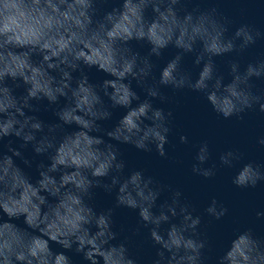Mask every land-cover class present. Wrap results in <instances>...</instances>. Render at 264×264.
<instances>
[{"label": "clouds", "instance_id": "obj_1", "mask_svg": "<svg viewBox=\"0 0 264 264\" xmlns=\"http://www.w3.org/2000/svg\"><path fill=\"white\" fill-rule=\"evenodd\" d=\"M189 2L0 0V143L9 138L7 151H0V264H74L67 253L87 264H141L132 237L143 229L154 250L147 264H208L202 215L179 189L143 170L126 173L119 148L110 142L145 152L154 147L166 156L173 113L153 103L168 99L162 88L199 93L226 120H243L252 110L264 114V89L253 82L264 80V54L243 66L229 60L228 82L215 61L245 53L264 41V31L241 24L229 34L232 22L216 7L202 10L197 3L188 10ZM109 3L113 6L101 14L99 5ZM134 44L147 47V54ZM170 47L177 52L157 78L152 57L159 60ZM188 55L199 69L195 78L183 67ZM86 68L107 78L92 82ZM133 82L144 91L143 99ZM42 108L52 112L54 122L36 115ZM117 108L125 114L106 129L102 122ZM12 137L21 141L19 147L12 146ZM179 140L189 143L186 135ZM256 142L264 148V135ZM29 146L31 160L21 151ZM192 149L194 175L211 179L220 169H236L231 183L237 188L264 182V161L244 162L239 149L221 151L218 160L207 140ZM36 157L47 163L36 164L33 179L14 158L30 168ZM98 188L115 192L114 207L98 209ZM165 192L168 197L158 202ZM118 207L137 212L135 228L116 230ZM204 213L220 220L228 208L213 197ZM255 215L264 219V210ZM21 218L23 226L16 223ZM215 264H264V236L237 229Z\"/></svg>", "mask_w": 264, "mask_h": 264}, {"label": "water", "instance_id": "obj_2", "mask_svg": "<svg viewBox=\"0 0 264 264\" xmlns=\"http://www.w3.org/2000/svg\"><path fill=\"white\" fill-rule=\"evenodd\" d=\"M152 60L157 64L155 75L159 78V69L166 63ZM85 71L92 82H101L107 78L105 73L99 72L95 68H86ZM192 74L195 78L198 73L192 72ZM132 87L141 96V99L145 97L144 91L137 87L135 82ZM161 91L168 99L163 102L156 99L153 101L154 106L163 108L165 111L171 110L173 113L172 131L168 137L169 143L165 145L166 156H160L154 147L151 152H145L131 144L110 142L119 148L121 159L126 163V173L132 170H143L145 175L153 176L159 182L179 189L195 207L197 214L202 215L200 228L202 238H207L209 242L205 253L211 258L208 264H215V258L223 254V251L230 246V241L235 238L237 229L242 231L245 228H251L257 235L264 236V219H257L255 215L256 211L264 210V182L258 183L256 188H237L231 183L236 169L226 168L220 169L217 175L211 179L194 175L191 172L195 154L192 145L207 140L213 160H218L221 151L236 148L245 153L244 162L248 160L264 161V148L256 142L261 135H264V114L259 113L258 110H252L243 114V120H237L235 117L226 120L222 116H218L199 93L187 89L173 91L170 88H162ZM22 92L23 89L17 90V94ZM112 111V118L102 122L103 126L109 130L118 123L126 110L117 108ZM36 115L46 122H54L56 119L51 111H44L43 108ZM181 135L188 137V144L180 143ZM8 139L6 138L3 143H0V151H7L4 145L7 144ZM10 139L14 141L13 147H19L21 141L14 137ZM21 151L25 158L30 160L33 158L31 146L21 149ZM14 159L15 163L33 179L38 177L36 164L41 160L47 163L46 158L36 157L32 167L29 168L20 158ZM168 195L167 192L163 193L158 202L166 199ZM213 197L228 208V213L220 220H214L204 213V209ZM94 202L98 209L114 207L115 192L110 194L102 188L95 189ZM22 219L16 223L23 226ZM138 219V214L134 210L126 207L114 209L113 220L116 230H119L121 226L125 229L135 228ZM125 234L131 236L130 232ZM146 237V229L141 231L140 236L132 237L133 251L137 252L141 264H147L154 251L151 242L147 241ZM52 247L57 251L62 250L54 244ZM67 254L72 256L74 264H87L80 256L74 253Z\"/></svg>", "mask_w": 264, "mask_h": 264}]
</instances>
